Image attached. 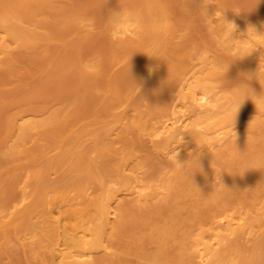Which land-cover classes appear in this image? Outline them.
Instances as JSON below:
<instances>
[{
  "label": "rangeland",
  "instance_id": "obj_1",
  "mask_svg": "<svg viewBox=\"0 0 264 264\" xmlns=\"http://www.w3.org/2000/svg\"><path fill=\"white\" fill-rule=\"evenodd\" d=\"M212 8L222 16L236 17L241 24H245V20L248 24L264 21V0H0V13L10 11L9 14H17L18 18L22 16L18 24L26 21L24 30L30 29L34 39L33 45L32 42L27 43L25 47L21 46L22 50H15L17 54L11 58L14 63L8 61L9 65L6 63L0 67L1 215L6 210L4 208L11 205L10 201L18 198L19 188L26 179L24 174L32 175L29 177V189L36 200L41 201L42 196L43 204L54 195L51 191L54 188L60 195L68 191L74 194L84 186L97 187L108 182L114 173L120 180L121 165L130 160L129 156L131 160L126 162L140 171L144 182L152 186V193L157 187L160 193L145 204L139 205L128 199L123 202L116 228L107 238L112 252L105 256L100 254L97 264H194L190 247L199 226L200 229L201 225L207 226L206 222L216 212L236 211L239 206L240 211L253 213L259 208L264 201L263 115L260 121L254 120L245 141L226 144L215 152L212 160L193 156L191 159L196 158L199 166L189 159L183 163L185 165L176 167L171 160L157 157L133 124L129 126L131 131L129 127L127 129L129 133L126 130L127 133L122 131L115 136L108 134L117 125V112L125 105L124 98L142 77L141 65L147 51L140 54L145 47L151 49V54L153 51L156 74L153 79L148 76L150 78L141 84L136 96L128 99H133L131 105H142V109H137L139 113L141 110L146 112L140 113L143 120H149L157 112L165 113L164 107L168 108L165 99L171 96L181 71L199 62L200 67L205 61L213 71L210 82L226 106H229L230 90L245 83L250 98H246L240 108L256 118L260 116L250 101L259 100L264 105V83L252 74L249 60L226 48L214 24L215 16L209 14ZM154 11L160 13L162 22L169 27L165 37L149 28L147 17ZM120 13H136L144 19V28L141 27L137 43L134 41V44L126 46L112 37L114 29L110 30V26L113 28L116 23L112 18ZM26 113L35 116L29 117L28 122L31 123L25 129L24 122L17 121V124L16 120ZM132 117L130 121H133ZM11 127L13 136L8 138ZM69 131L70 137L67 138ZM89 134L92 138H88ZM67 142L73 147L69 143L70 149L67 148ZM50 156L55 157L51 159ZM51 171L56 172V176ZM206 172L212 174L211 181L217 176L215 182L205 178ZM116 176L113 181L118 180ZM46 187L51 194L44 199ZM33 218L29 216L27 222L20 220L28 223L29 228L26 225L14 228L15 237L21 234L20 230L22 233L26 228L30 230L32 225L35 230H40L36 227L37 219ZM20 222L17 227L25 224ZM8 232L14 236L10 229ZM10 235L1 238L0 264H42L43 261H39L42 256L36 253L40 257L37 259L33 254L37 252L36 248L30 252L28 247L21 246L31 257L27 258L19 243L15 244L16 239L7 238ZM259 237L252 242L240 241L239 245H236L238 239L233 241L236 244L232 242L230 245L231 255H225L222 263L263 264L264 233ZM31 254L35 257L32 258Z\"/></svg>",
  "mask_w": 264,
  "mask_h": 264
},
{
  "label": "bare ground",
  "instance_id": "obj_2",
  "mask_svg": "<svg viewBox=\"0 0 264 264\" xmlns=\"http://www.w3.org/2000/svg\"><path fill=\"white\" fill-rule=\"evenodd\" d=\"M9 12H5L3 14L0 13V67H2L4 64L6 66L8 64V61H12L11 60L12 56L14 55L16 56L17 50H19L22 45L26 46L27 43L31 44V42L33 45L34 42L33 41L34 39L29 31L30 29L29 30L27 29L28 32L25 31L27 28L26 27L27 22L25 21L18 24V20L20 21V18L22 16L18 18L19 16H16L17 14L12 15L9 14ZM159 14H157V12L155 11L149 13L148 17L146 16L148 20L147 22L150 25L149 28H151L153 31L154 30L157 31L158 35L159 33H162L164 35L168 32L169 27L164 22H162L163 21V19L161 18L162 16ZM209 14L211 16H215L213 19L214 24H216L218 28V32L220 33L226 48L230 52H234L235 55H238V57L249 60L251 62L250 68L252 74L257 79L261 80L264 83V34L257 35L253 29L249 28V27L254 28L258 34L264 32V21L258 20V22L256 21V23L248 24L246 23L247 20H245L246 21L245 24H243L244 22L241 24V22L237 20L236 17L230 18V16L229 17H227L226 15L222 16L219 12L216 11V9L213 8L209 10ZM124 15L125 13H120V15L114 16L112 18L115 20L116 23H114L113 28L112 26H110L111 28L110 30L114 29L111 31L113 32V34L112 33L111 34L113 35L112 37L116 38L117 42H120L119 44L124 43L123 45L127 44L126 46H130L131 44H134V41L135 43H137V39L139 37L138 34L140 33L141 27L143 26L142 24H144L143 23L144 19L140 18V16L137 15L136 13H134V15L128 14L129 21L131 22H135L137 18L140 19L141 26L137 28L134 26L124 25L123 24ZM225 20L234 23V25L236 26L235 35H246L247 33V39L243 42L236 41L235 43H229L225 35ZM171 33H169L168 35L169 37L171 36L170 35ZM158 37L160 38V36ZM163 37H165V35ZM29 46L31 47V45H28L27 47ZM40 46L41 45L37 47ZM147 49L145 47L144 52L140 54L143 55L147 51L143 56L144 57L143 60L142 58L139 59L142 60V65H141L142 77L139 80V82L137 81V84L133 86L128 96H126L127 98L123 97L125 99L124 102L125 105L123 106L122 105L123 102H122L121 105L123 107L120 105L122 109L119 112H117L118 114L116 117L117 125L116 127L114 125L112 131L109 130L110 132H108V134L110 133V135L115 136L118 135L119 132L121 133L122 131L123 133H125L128 127L133 124L139 130L137 133H139L141 138L143 137V140L144 139L146 140V143L149 144L148 145L149 147L151 146L152 148L151 150L155 152L154 154H156L157 157L160 156V158L171 160L173 165L175 164L177 165L176 167H178L181 166L178 163L183 164L185 161L191 159L193 156H198L199 158L202 159L206 158V160L210 158L209 160H212L215 152L220 148L224 147L226 144L236 143L238 141H245L248 138L250 127L253 125L254 120L260 121L262 115L264 116V105L259 100L250 101L251 105L255 106L257 111L261 113V114L258 113L260 116H258L257 118L253 114L251 115V113H249L247 110H244L243 108H239L237 112V110L231 108L230 106H226V103L222 101L221 96L214 90L215 86L211 84L212 82H210L211 80L210 76H212V72H213L211 71L212 69L211 68L209 69L208 62L203 61L205 64L200 67L198 66L200 64L199 62V64L197 63L192 64V66H190L189 68L187 66V69H185V71L183 70L181 71L182 75L180 74L181 76L178 77L177 83L174 84L175 88L173 89V91H171L170 93L171 96L169 95V99L167 100L165 99V101H167L166 103L168 104V106L165 104L168 107L167 110L164 107V110L166 111L165 113L162 111L159 112L160 115L162 113L160 117L157 116V114L159 115L158 112L156 113L155 116L151 115V117H153V119L156 120L150 119L151 117L149 118V120L147 118H146L147 120L146 119L143 120L144 116L141 115L140 113L143 112V114H145L146 112L141 110L142 112L140 111L139 113L138 111L139 109H137L142 107V105L140 106V104L138 103H136V106L139 105V107L134 106L135 104L131 105L133 103L130 101H132L133 99L130 101L128 99H130L133 96H136L135 93L139 92L138 88L140 87L142 88L141 84L144 83V81L147 79L148 76H150L151 79H153L156 74L154 70L155 68H153L155 64L153 58L154 56L152 55L153 51L151 54V49L149 50ZM138 50H142V49L138 48ZM158 50L160 51V48ZM139 53L140 51L138 52V55ZM157 69L158 68H156V70ZM137 77L139 78V76ZM116 108L119 109V107ZM161 109L162 108H160V110ZM130 114L134 116V118ZM31 116H35V114L26 113L20 115L18 116L16 122L23 121L25 124V125L23 124V126L26 129L27 127L30 126L31 122L29 123L28 119ZM130 117L133 118L131 119L133 121H130ZM19 122H17V124ZM14 124H12L13 129L12 127L10 128V132H9L10 134L8 138H11L13 136L11 134V129L13 130L12 133H14L15 131ZM17 124L15 126H17ZM130 128L131 127H129V131H131L132 129ZM71 132H73V130ZM94 132L95 131H93V134ZM68 133L69 136L67 138L70 137V131ZM88 138H92V137L90 136ZM64 139H66V137H64ZM7 142H9V140ZM64 142H66V140ZM69 143L68 146L71 144ZM72 145L73 144H71V146ZM68 146L67 148L70 149V146L69 147ZM55 147L53 148V150H55ZM27 151H29V149L26 150L25 152ZM25 152L23 151V153ZM126 156L128 157V155ZM44 157H46V155ZM54 157H51V159H53ZM129 157L128 159L131 160V158ZM130 160H126V161H130ZM126 161L125 164L121 165V168L119 166L120 177H121L120 180H119V176L117 177L114 173V176L112 175L111 177L115 178L116 176L118 180L115 179L113 181V178L112 179L109 178L111 180H109L108 182H102L98 184L97 187L95 185H93L92 187L89 185L86 187L84 186V188H80L82 190H80L79 193L76 192L74 193L75 191L74 190L73 191L74 194H69L68 191L67 194L65 193L64 195L63 193L60 195L59 193H56L59 190L55 191L54 188L53 190H51L52 192L54 191V193H52L54 195H51L49 199L48 198L46 199V197H48L49 194L48 192L49 189L46 187L47 189L46 188L45 189L47 193L45 190H43L45 194L42 192L45 196L44 199H46V201L43 204H41L42 196L38 194L39 190H37L38 193L37 192L36 193L40 196L41 201H38L39 199L36 200L37 199L36 196L34 195V193L32 194L31 193L32 190L30 191L29 189V182L31 183V178L29 177H32V175H26L23 173L26 179L23 182L24 184L21 186V188H19L20 190H19L18 198L12 202L10 201L11 205L10 206L7 205L8 208H4L6 210L2 215L0 212V241L2 240L1 238H3L5 235L7 236L8 234L10 235V232H8V230L10 229L14 236L10 235L7 238L10 239L11 237V239H13L14 241L16 239L15 244L17 245L19 243L20 245L18 244V246H20V249L21 246H24V248L28 247L27 249H29L30 252H33L37 249V252H34L33 254L37 253L39 254V256L40 255L42 256V257L40 256L41 259H39L40 257L37 254L36 257L34 255V257L39 259V261L40 260L43 261V262L40 261L42 262V264L43 263L97 264L98 261H100V259L98 258L100 254H103L105 256V254L110 255V253L112 252L111 250L112 247L109 244L110 242L107 241L108 240L107 238L113 233V230L116 228V222L120 216V210L121 207L123 206V202L128 199L130 202H136L139 205L145 204L147 203V201L155 198L160 193L158 187L155 190V193H152V190L150 188L151 185L148 184L149 185L148 186L146 182H144V180L141 177L140 171L136 170V168L134 169L133 168L134 165L131 166ZM52 172L54 171H51V173ZM55 173L56 172H54V176H56ZM40 174L41 173H39V175ZM211 175L212 174H210L209 172H206L205 178L207 180H210V182H215V178L217 176L213 178V181H211L212 180L210 178ZM92 184L93 183H90V185ZM94 186L96 188H93ZM56 195L58 196L52 197ZM37 201L40 202L39 205H37L38 204ZM39 206H43V207L39 208ZM238 209L239 210L236 209V211L235 210L231 211L226 209L220 213L216 212V214H214L212 217L210 216L211 217L210 221L206 222L207 226L201 225L202 226L201 229L199 226L198 228L199 232L197 233L195 232V234H193L196 236H194V238L192 239L193 242L190 247L192 249V251L190 252H192L194 264H223L222 261H224V256L231 255L229 248L231 247L230 245L233 241L238 239L236 242L238 244L233 242V245L235 244L239 245L240 241L242 243L245 241L247 242L251 241L253 239L255 241V239L258 238L260 234L264 233L261 232V230H263L264 227V201H262V204L260 205L259 208L253 210V213L255 212V215L252 212L249 213L248 210L240 211L241 208H239V206ZM255 210H259V211L256 212ZM29 216L31 217V219L32 217L37 219L36 227L40 229L39 231L35 230L36 228H32L33 225L31 226L30 230L28 229L29 224L26 223L27 222L26 219H28ZM24 219L26 220V222H20V220L24 221ZM19 222L21 224L22 223L25 224H23L22 227H17L18 225L20 226ZM25 225L26 227H28L26 228L28 230L25 229L24 233H22V230H20L21 234L19 233L18 230L19 235L15 237V233H13V229L24 228ZM12 237H14L15 239ZM260 238H262V236L259 237V239ZM45 240L46 242H44ZM10 241H8V243ZM8 243L6 244L8 245ZM12 244L16 246L14 243ZM34 244H37L38 246L37 245L34 246ZM2 245L3 246L1 247L4 248L5 247L4 244ZM29 247H31V249ZM13 248L15 247H12V249ZM235 249L236 248H234L233 251ZM22 252L24 253V250H22ZM26 252H27L26 253L27 258L30 257L28 256L29 253L27 250ZM33 254H31V256ZM34 257L32 256V258Z\"/></svg>",
  "mask_w": 264,
  "mask_h": 264
},
{
  "label": "clouds",
  "instance_id": "obj_3",
  "mask_svg": "<svg viewBox=\"0 0 264 264\" xmlns=\"http://www.w3.org/2000/svg\"><path fill=\"white\" fill-rule=\"evenodd\" d=\"M206 14H207V10H206ZM123 21H124L123 24L127 25V26H134L137 28H139L141 26V21L139 18H137L135 20V22H131V21H129L128 14L124 15ZM249 28L253 29L257 35L264 34V32H261L258 34L254 28H252V27H249ZM235 33H236V26L234 25V23L228 22L225 20V35H226V39L229 43H235L236 41L243 42L247 39V33H246V35H235ZM85 70H87V69H85ZM244 85H245V83H240L238 86L233 87L230 90L231 94L229 96V106L231 108L237 110V112H238L239 108L241 107L242 103L244 102V100L246 98H250L248 92L245 90ZM259 97L260 96H258V98ZM189 161L194 163L195 165L199 166L198 160L196 158H193ZM189 161H187V162H189ZM178 164L181 166L185 165V164H180V163H178ZM221 172H223V171H221Z\"/></svg>",
  "mask_w": 264,
  "mask_h": 264
}]
</instances>
